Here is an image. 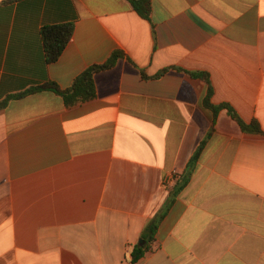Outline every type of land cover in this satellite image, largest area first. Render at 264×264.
Listing matches in <instances>:
<instances>
[{"label":"crops","instance_id":"1","mask_svg":"<svg viewBox=\"0 0 264 264\" xmlns=\"http://www.w3.org/2000/svg\"><path fill=\"white\" fill-rule=\"evenodd\" d=\"M151 2L146 20L129 0H0V103L47 82L68 89L123 54L89 102L41 92L0 109V264H264V0ZM66 23L72 39L48 64L41 30ZM191 73L263 134L227 109L214 123Z\"/></svg>","mask_w":264,"mask_h":264},{"label":"trees","instance_id":"2","mask_svg":"<svg viewBox=\"0 0 264 264\" xmlns=\"http://www.w3.org/2000/svg\"><path fill=\"white\" fill-rule=\"evenodd\" d=\"M133 9L146 20H150L152 12V2L151 0H129ZM74 31V26L71 23L66 24H57L45 26L41 30L45 60L46 63L52 64L59 60L65 48L72 39ZM123 54L120 52H114L110 59L101 65H93L85 70L81 75H79L73 82L72 86L68 89H61L55 82H47L42 85L31 87L30 89L8 97L0 103V109L5 107L9 101L14 99H23L29 95L41 93V92H51L60 96L67 107H74L81 103L89 102L96 98V87H95V75L113 68L119 58H122ZM168 72L167 69H164L161 73L154 76L153 78H159L163 74ZM142 75L145 79L149 77L142 72ZM191 76L198 78L204 81L207 84V93L204 98L203 104L204 107L210 110L213 113L214 123L219 112L223 109H227L229 115L237 121L244 132L252 134H263V131L260 128V125L257 121H253L250 124L245 123L239 118L235 111L227 105L214 106L211 103V98L213 96V88L210 84L208 74L206 73H191ZM210 134L203 140L200 147L193 155L189 161L185 171L176 177V183L171 191L170 200L165 207V209L153 220H151L141 234V242L135 246L132 252V263H137L145 255L152 250V245L156 241V234L158 228L163 221L164 217L168 213L171 205L174 203L179 194L185 189L189 184L193 172L196 168L197 162L199 160L200 154L204 149L205 145L210 138Z\"/></svg>","mask_w":264,"mask_h":264},{"label":"built area","instance_id":"3","mask_svg":"<svg viewBox=\"0 0 264 264\" xmlns=\"http://www.w3.org/2000/svg\"><path fill=\"white\" fill-rule=\"evenodd\" d=\"M168 185V184H167ZM169 186V185H168Z\"/></svg>","mask_w":264,"mask_h":264},{"label":"water","instance_id":"4","mask_svg":"<svg viewBox=\"0 0 264 264\" xmlns=\"http://www.w3.org/2000/svg\"><path fill=\"white\" fill-rule=\"evenodd\" d=\"M141 242V241H140Z\"/></svg>","mask_w":264,"mask_h":264}]
</instances>
